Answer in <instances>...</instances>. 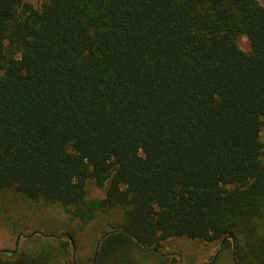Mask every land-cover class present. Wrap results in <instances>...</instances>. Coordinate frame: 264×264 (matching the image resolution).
Masks as SVG:
<instances>
[{"label": "trees", "instance_id": "16d2710c", "mask_svg": "<svg viewBox=\"0 0 264 264\" xmlns=\"http://www.w3.org/2000/svg\"><path fill=\"white\" fill-rule=\"evenodd\" d=\"M263 129L264 0H0V191L116 216L89 264H264ZM28 238L0 264H75Z\"/></svg>", "mask_w": 264, "mask_h": 264}, {"label": "rangeland", "instance_id": "374dc122", "mask_svg": "<svg viewBox=\"0 0 264 264\" xmlns=\"http://www.w3.org/2000/svg\"><path fill=\"white\" fill-rule=\"evenodd\" d=\"M39 7L43 0H29ZM245 52L251 51L246 37L239 40ZM264 140V129L262 133ZM106 189L88 183L90 199L103 198ZM119 220L101 215L93 222L82 225L72 220L65 211L57 206L29 200L13 191H0V252L33 248L30 236H53L70 233L74 237L71 248V260L75 264H89L94 257L99 240L110 231L109 222ZM54 243V242H53ZM164 252L177 255L182 264H208L219 259V264H235L230 251L222 250L220 244L210 245L204 242L172 239L163 247Z\"/></svg>", "mask_w": 264, "mask_h": 264}]
</instances>
